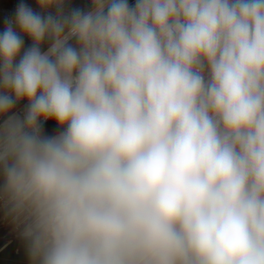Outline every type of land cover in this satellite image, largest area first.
<instances>
[{"label":"clouds","instance_id":"9594fccd","mask_svg":"<svg viewBox=\"0 0 264 264\" xmlns=\"http://www.w3.org/2000/svg\"><path fill=\"white\" fill-rule=\"evenodd\" d=\"M36 3L0 31V206L30 264H264V0Z\"/></svg>","mask_w":264,"mask_h":264},{"label":"rangeland","instance_id":"374dc122","mask_svg":"<svg viewBox=\"0 0 264 264\" xmlns=\"http://www.w3.org/2000/svg\"><path fill=\"white\" fill-rule=\"evenodd\" d=\"M131 0H129L130 2ZM19 3V0H0V31L4 27V19L9 17L14 13L16 5ZM29 6L34 10L39 11L37 7L36 0H25ZM91 0H68V3L65 5V10L68 11L71 8H80L85 11L90 10ZM25 39V47L31 44L30 39L27 37ZM74 43V42H73ZM47 48V44L43 45V50ZM27 101H21L17 104L14 109L15 112L23 115L25 105ZM44 130L47 135H55L60 129L53 120H49L44 123ZM22 229L16 227L5 214V210L0 206V249L8 248L9 246L14 247L15 252H19L20 244L24 238L21 235Z\"/></svg>","mask_w":264,"mask_h":264},{"label":"crops","instance_id":"0c3cea01","mask_svg":"<svg viewBox=\"0 0 264 264\" xmlns=\"http://www.w3.org/2000/svg\"><path fill=\"white\" fill-rule=\"evenodd\" d=\"M135 0H131L130 4H134ZM19 252H15L14 247L0 249V264H30L26 242L23 240L20 244Z\"/></svg>","mask_w":264,"mask_h":264},{"label":"bare ground","instance_id":"6f19581e","mask_svg":"<svg viewBox=\"0 0 264 264\" xmlns=\"http://www.w3.org/2000/svg\"><path fill=\"white\" fill-rule=\"evenodd\" d=\"M46 50V49H45Z\"/></svg>","mask_w":264,"mask_h":264}]
</instances>
